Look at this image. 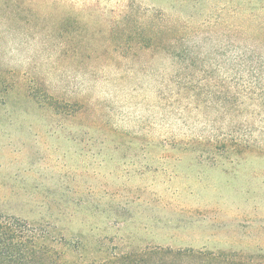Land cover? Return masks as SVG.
Here are the masks:
<instances>
[{"label":"rangeland","instance_id":"1","mask_svg":"<svg viewBox=\"0 0 264 264\" xmlns=\"http://www.w3.org/2000/svg\"><path fill=\"white\" fill-rule=\"evenodd\" d=\"M253 45L264 0H3L0 219L71 260L264 262V116L239 65Z\"/></svg>","mask_w":264,"mask_h":264},{"label":"trees","instance_id":"2","mask_svg":"<svg viewBox=\"0 0 264 264\" xmlns=\"http://www.w3.org/2000/svg\"><path fill=\"white\" fill-rule=\"evenodd\" d=\"M2 1L0 0V3ZM151 31L150 43H154L159 40L161 32L154 28ZM159 43L158 49L164 48L162 45H167L162 40ZM239 59L242 68L240 73L245 74L240 76L241 82L246 85L242 91L246 92V97L253 100V105L258 106V115L263 118L264 52L259 46L253 45V59L247 55ZM235 101L234 103H237V99ZM48 240L49 234L34 226L13 218L0 219V264H250L226 257L220 252L174 250L169 247L148 248L142 252H123L103 260H71L48 244Z\"/></svg>","mask_w":264,"mask_h":264}]
</instances>
